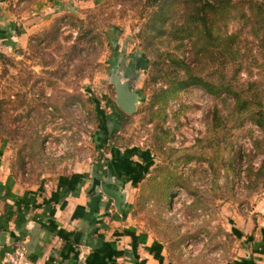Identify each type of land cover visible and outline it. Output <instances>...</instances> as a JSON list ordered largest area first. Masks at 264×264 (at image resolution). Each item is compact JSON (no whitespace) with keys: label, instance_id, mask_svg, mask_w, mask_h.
<instances>
[{"label":"rangeland","instance_id":"obj_1","mask_svg":"<svg viewBox=\"0 0 264 264\" xmlns=\"http://www.w3.org/2000/svg\"><path fill=\"white\" fill-rule=\"evenodd\" d=\"M162 6L0 0V151L25 181L44 184L92 165L104 151L103 127H119L111 141L150 159L134 201L140 231L165 244L172 264H240L264 235L263 132L234 120L227 93L163 92L174 76L189 77L186 66L214 83L238 70L240 82L264 90V53L239 18L226 33L246 40L240 64L150 32ZM116 73L137 94L132 115L116 105Z\"/></svg>","mask_w":264,"mask_h":264},{"label":"crops","instance_id":"obj_2","mask_svg":"<svg viewBox=\"0 0 264 264\" xmlns=\"http://www.w3.org/2000/svg\"><path fill=\"white\" fill-rule=\"evenodd\" d=\"M103 128L107 137L119 132L109 123ZM101 142L103 154L92 165L44 184L25 181L0 151V264H172L165 244L134 219L150 159ZM114 191L122 203L107 195ZM244 259L240 264H264V235H256Z\"/></svg>","mask_w":264,"mask_h":264},{"label":"trees","instance_id":"obj_3","mask_svg":"<svg viewBox=\"0 0 264 264\" xmlns=\"http://www.w3.org/2000/svg\"><path fill=\"white\" fill-rule=\"evenodd\" d=\"M157 5L163 1L159 13L153 16L150 32L166 34L175 41L189 40L192 45L200 44L203 52L208 48L218 49L221 57L240 64L248 51L246 42L239 40L240 32L227 34L228 22L239 18L243 30L250 29L247 36L258 42V47L264 53V2L257 0H154ZM166 20V22H164ZM148 39L150 37L148 36ZM246 49V50H244ZM146 57V56H145ZM264 65H260L263 67ZM186 79L174 76L170 82V89L164 91L165 96L175 95L179 90L198 86L206 93L220 96L227 93L232 97L231 116L235 121L250 120L256 124L264 135V90L259 81L240 82L236 77L228 83L222 81L214 83L211 78H198L185 67ZM126 71V69H125ZM128 71V69H127ZM121 114V120L125 118ZM116 133L108 134L111 141ZM264 143V139L262 141ZM111 145H117L111 141ZM264 171V162L260 168Z\"/></svg>","mask_w":264,"mask_h":264},{"label":"water","instance_id":"obj_4","mask_svg":"<svg viewBox=\"0 0 264 264\" xmlns=\"http://www.w3.org/2000/svg\"><path fill=\"white\" fill-rule=\"evenodd\" d=\"M115 80L116 89V105L125 114L132 115L136 111L135 103L137 101V94L130 91V89L124 84H121L120 76L118 74H113ZM127 88V89H126ZM107 195L111 198L116 199L118 202L122 203L123 195L120 191L107 192Z\"/></svg>","mask_w":264,"mask_h":264}]
</instances>
